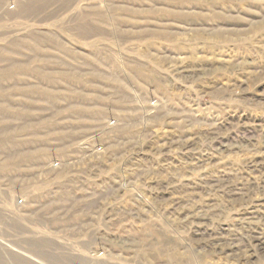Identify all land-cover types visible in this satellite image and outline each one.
I'll return each instance as SVG.
<instances>
[{"label":"rangeland","instance_id":"374dc122","mask_svg":"<svg viewBox=\"0 0 264 264\" xmlns=\"http://www.w3.org/2000/svg\"><path fill=\"white\" fill-rule=\"evenodd\" d=\"M0 264H264V0H0Z\"/></svg>","mask_w":264,"mask_h":264}]
</instances>
